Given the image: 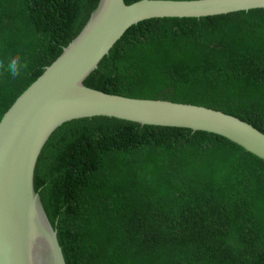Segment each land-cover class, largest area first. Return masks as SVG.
Returning <instances> with one entry per match:
<instances>
[{
    "label": "trees",
    "instance_id": "1",
    "mask_svg": "<svg viewBox=\"0 0 264 264\" xmlns=\"http://www.w3.org/2000/svg\"><path fill=\"white\" fill-rule=\"evenodd\" d=\"M98 4L0 0V121ZM17 55L28 67L14 79ZM83 86L222 112L264 134V10L141 22ZM33 188L65 264H264V160L216 135L65 123L37 158Z\"/></svg>",
    "mask_w": 264,
    "mask_h": 264
},
{
    "label": "water",
    "instance_id": "2",
    "mask_svg": "<svg viewBox=\"0 0 264 264\" xmlns=\"http://www.w3.org/2000/svg\"><path fill=\"white\" fill-rule=\"evenodd\" d=\"M264 10V0H99L80 34L0 121V264H65L56 230L33 188L37 158L63 124L109 118L141 127L222 137L264 160V134L222 112L103 94L83 86L131 27L154 19H200Z\"/></svg>",
    "mask_w": 264,
    "mask_h": 264
},
{
    "label": "clouds",
    "instance_id": "3",
    "mask_svg": "<svg viewBox=\"0 0 264 264\" xmlns=\"http://www.w3.org/2000/svg\"><path fill=\"white\" fill-rule=\"evenodd\" d=\"M210 18V17H208ZM202 19V18H200ZM4 67V63L0 61V68ZM28 67L27 61H21L19 55L12 57L7 64V71L10 72L11 76L15 79L19 77L24 70ZM257 157V156H256Z\"/></svg>",
    "mask_w": 264,
    "mask_h": 264
},
{
    "label": "rangeland",
    "instance_id": "4",
    "mask_svg": "<svg viewBox=\"0 0 264 264\" xmlns=\"http://www.w3.org/2000/svg\"><path fill=\"white\" fill-rule=\"evenodd\" d=\"M7 11H8V12H11L10 4H8Z\"/></svg>",
    "mask_w": 264,
    "mask_h": 264
}]
</instances>
